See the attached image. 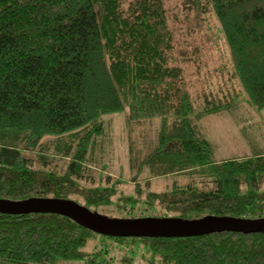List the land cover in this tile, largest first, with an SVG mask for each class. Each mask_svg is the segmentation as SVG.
<instances>
[{"label":"trees","instance_id":"trees-1","mask_svg":"<svg viewBox=\"0 0 264 264\" xmlns=\"http://www.w3.org/2000/svg\"><path fill=\"white\" fill-rule=\"evenodd\" d=\"M239 102L264 109V0H0V199L263 218L264 155L215 162L197 127ZM122 111L158 120L136 167L149 176L94 185L103 118ZM91 237L110 244L83 250ZM137 243L148 264H264V233L113 238L56 214H0V264H105Z\"/></svg>","mask_w":264,"mask_h":264},{"label":"rangeland","instance_id":"rangeland-1","mask_svg":"<svg viewBox=\"0 0 264 264\" xmlns=\"http://www.w3.org/2000/svg\"><path fill=\"white\" fill-rule=\"evenodd\" d=\"M214 58V57H213ZM210 65L209 67H211ZM214 66V65H213ZM189 72V70H188ZM104 135L100 136L98 146L94 150L95 181L94 185L105 183V176L110 175L113 179L130 180L131 177L149 176V168H141L137 171V164L142 161L149 152L156 146L158 139V120L144 121L140 124L127 122L125 111L120 114L108 115L103 118ZM197 127L212 146V159L221 162L226 159H242L249 156L264 155V109L255 110L245 102H239L231 110L206 116L197 122ZM135 161L134 168L131 164ZM188 176L178 178L180 184L184 183ZM171 185L162 179H155L150 186L153 190H163ZM130 185L119 187V190L130 193ZM260 190L264 191V182L260 185ZM80 204L84 200L76 195L73 197ZM113 203L98 209L89 210L92 213L110 219H124L133 216H153L162 214L160 210L145 208L138 205L135 209L125 206L117 207V199L113 198ZM124 203V204H123ZM165 216V215H163ZM110 244V240L102 237H91L83 250H88L92 245L103 248ZM132 252H125V255H115L116 260L108 261L105 264H148L150 258L147 254V245L143 243L130 244ZM123 250V249H122ZM124 258L119 260L118 257ZM106 260V259H104ZM127 260V261H126ZM87 257L75 261H60L57 264H86ZM148 261V262H147ZM103 262V261H102Z\"/></svg>","mask_w":264,"mask_h":264},{"label":"water","instance_id":"water-1","mask_svg":"<svg viewBox=\"0 0 264 264\" xmlns=\"http://www.w3.org/2000/svg\"><path fill=\"white\" fill-rule=\"evenodd\" d=\"M0 214H56L95 234L113 238H191L219 232L264 233V217L240 219L204 216L198 219L142 217L110 219L90 212L71 200L30 198L20 201L0 199Z\"/></svg>","mask_w":264,"mask_h":264}]
</instances>
